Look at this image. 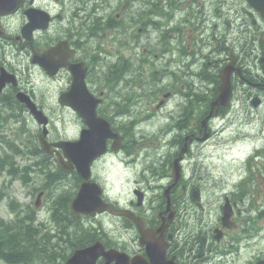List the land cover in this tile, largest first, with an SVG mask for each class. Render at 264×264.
<instances>
[{
    "label": "flooded vegetation",
    "instance_id": "af4514ba",
    "mask_svg": "<svg viewBox=\"0 0 264 264\" xmlns=\"http://www.w3.org/2000/svg\"><path fill=\"white\" fill-rule=\"evenodd\" d=\"M29 5L46 13L47 25L34 29L32 38L26 40L18 36ZM180 15L187 22H180ZM13 16L18 26L11 30L6 19ZM157 26L166 31L159 40ZM4 47L7 55L13 56L1 59L0 66L14 74L17 83H7L1 90L0 115L10 110L9 105H15L29 117L26 105L17 99L18 91L44 108L38 98H59L70 89L73 70L84 71L90 95L101 98L96 105L97 115L107 118L114 131L124 137L121 148L111 153L119 158L124 170L131 161L141 164L148 158L152 164L160 165L161 172L166 162L160 161L161 152L158 159L148 151L137 152V157L129 159L134 150L152 148L131 142L134 130L129 123L151 128L157 119L161 133V129L171 128L168 122L174 117L177 148L185 146L186 150L180 163V179L169 192V205L163 195L171 182L169 171L164 173L166 179L160 186L144 181L136 173L130 198L123 202L143 217L146 226L165 227L167 260L174 264L264 262V234H260L264 218L254 227L245 213L247 207L258 204L261 191L257 188L245 202L244 192L230 190L241 181L242 167L233 178L229 171L230 149L238 148L245 138L240 127L247 113L253 115V146L260 156L256 158L259 164L264 161V15L258 7L249 0H25L16 12L0 16V49ZM47 50L51 52L46 58L40 56ZM164 52L172 55L166 61L167 67L173 69L167 79L161 75V65L154 63L161 61ZM37 60L49 68L63 63L49 74ZM125 66H134L141 80H135L129 89L119 88L108 71H120ZM22 68L32 76L38 73V78L32 80L35 84L23 81L19 72ZM135 86L138 91L134 92ZM161 98H166L162 104ZM216 98L228 101L225 105L215 104ZM119 107L126 112L119 111ZM161 118L169 121L161 126ZM180 119H184L183 130L177 129ZM21 120L31 131V125L25 119L18 122ZM78 120L80 130L85 128L83 119ZM18 122L13 123L14 129ZM5 128L4 123L2 130L6 133ZM224 132L228 133L225 138ZM211 140L216 143H208ZM50 157L56 163L55 157ZM173 159L174 156L168 162ZM210 188L218 189L216 192ZM135 189L143 193L140 204ZM229 203L231 207H227ZM128 235L135 243L129 250L145 255L143 247L136 243V228Z\"/></svg>",
    "mask_w": 264,
    "mask_h": 264
},
{
    "label": "water",
    "instance_id": "95a60500",
    "mask_svg": "<svg viewBox=\"0 0 264 264\" xmlns=\"http://www.w3.org/2000/svg\"><path fill=\"white\" fill-rule=\"evenodd\" d=\"M21 0H0V14L8 13L15 9ZM29 22L26 26L31 29L32 23L30 22V11L26 12ZM32 19V18H31ZM7 78L1 74L0 83H3ZM82 80L78 77L74 78L73 90H77L78 82ZM19 99L24 101L30 109V112L34 115L39 123H45L46 118L38 110L35 104H33L25 95L19 93ZM69 99V103L72 104L74 109L81 113L82 104L85 102L87 109H83L82 113L88 124V128L81 131L80 137L75 141L59 142L57 145L61 146L64 155L68 158L65 161L60 157V164L63 170H68L76 167L77 172L84 178L81 183L76 197L72 200L70 210L74 214L84 213L90 216L96 213L103 212L107 209H111L108 204L101 199V188L94 181L90 180L89 165L93 158L102 154L106 150L105 140L110 136H116L109 127L108 122L100 117H97L94 112V103L86 102L89 98H60L62 103H65ZM225 98H218L220 103L224 102ZM46 133V129H43V134ZM116 141L113 143L115 147ZM44 144V149H48ZM178 165L177 159L173 162V175L177 177ZM171 186V185H170ZM169 187L166 189L168 192ZM140 198V197H139ZM116 215H126L132 218L139 230V241L145 245L149 261L145 258L134 256L131 260L124 252H119L115 248L105 249L104 244L97 240L92 245L75 250L70 257L67 258L65 264H96L95 261L99 256H103L105 261L103 264H110L115 261L114 264H167L164 260V246L161 243L159 237H156V233H162L163 228L153 230L151 228H145L144 222L140 217L135 216L133 213L127 210H112Z\"/></svg>",
    "mask_w": 264,
    "mask_h": 264
},
{
    "label": "bare ground",
    "instance_id": "6f19581e",
    "mask_svg": "<svg viewBox=\"0 0 264 264\" xmlns=\"http://www.w3.org/2000/svg\"><path fill=\"white\" fill-rule=\"evenodd\" d=\"M178 19H179V21L181 22H187V20H184V19H182V15H180V16H178ZM246 31H248V32H250V33H253L252 31H250V30H248V29H246ZM155 33H156V36H157V40H159L160 39V37H161V35H164V36H166V31L162 28V27H160V26H157L156 28H155ZM161 34V35H160ZM159 35V36H158ZM247 42V44L249 43L248 42V40L246 41ZM13 55H7V51H6V48L4 47V48H1L0 49V65H2V62H1V59L3 60V58L5 57H7V58H11ZM161 57V61L160 60H157V61H155L154 63H159L160 65H161V75L164 77V79H167L168 78V76H170L171 74H172V72H173V69L172 68H170V67H167L168 65H166V61H168L170 58H172V55H170L169 53H167L166 54V52H164V54L163 55H161L160 56ZM63 62H59L58 64H62ZM27 66L28 67H30V64L29 63H27ZM1 67V66H0ZM108 71H109V74L113 77V79H114V81L116 82V84L118 85V87L119 88H122V89H129V85H131V84H135V80H138L139 81V83L141 82V80L139 79V76L138 75H136V72H135V67L134 66H130V67H128V66H125L124 67V69L123 70H120L119 71V74H117L118 73V71H111V70H109V68H108ZM19 72L21 73L20 75H21V77H22V79H23V81H29V82H31L32 80H34V79H37L38 78V76H37V72L35 73L34 72V75L32 76V75H30V74H28V70H26L25 68H22V69H20L19 70ZM134 73V74H133ZM85 75V72H83V76ZM20 79V78H19ZM21 79V80H22ZM22 81V82H23ZM33 82V81H32ZM34 83V82H33ZM41 83V82H40ZM39 83V84H40ZM45 83V82H44ZM43 83V84H44ZM35 84V83H34ZM36 84H37V82H36ZM26 85V84H25ZM38 85V84H37ZM45 85H46V83H45ZM28 86H29V84H28ZM42 86V85H41ZM44 86V85H43ZM35 87V86H34ZM37 87V86H36ZM136 86L134 87V92L135 91H138V90H136ZM6 103L7 104H9V103H11V98H8V99H6ZM45 104V103H44ZM119 111H121L122 113H125L126 111L123 109V108H119ZM68 113V112H67ZM11 117V118H10ZM9 118L13 121V123H16L17 121H18V119H25V120H27V118H28V116H26L22 111H21V109H19V108H17L16 106L13 108V110H8V112L7 113H5L4 112V114L2 113L1 115H0V147H6V148H4V151L3 152H0V155H2V154H4L5 152H10V153H12V151H10L8 148H7V146H6V144L4 143V141H6V140H9L7 137H6V133L5 132H3V130H2V126H3V124L5 123V122H8V120H9ZM29 119V118H28ZM173 120H174V123H173V131H172V134H171V137L170 138H168L169 140H167V141H163L164 142V147H167L168 145H169V148H168V153H166V155L165 156H161V154H160V156H159V159L161 158L162 160H170V158L171 157H173L174 156V158L175 159H177V161L179 162V163H181V161H182V158H183V154L185 153V146H183L180 150H178V148H177V143H176V136L174 135V128H176V122H175V119H174V117H173ZM51 122H52V119H51ZM16 125V124H15ZM28 126V125H27ZM29 127V126H28ZM128 127L130 128V129H132L133 128V125L131 124V123H129V125H128ZM181 127V128H180ZM22 128H23V126H22V124H19L18 125V127H17V129L19 130V131H21L22 130ZM40 128H41V126H40V124L38 123V122H34V123H32V125H31V132L29 131V130H25V133H27L30 137L29 138H27V139H25V140H23V139H20V141L21 142H19V143H15V142H13L12 140H9V141H11V143H12V145L13 146H15L18 150H20L21 151V155H19L18 157L17 156H15V158H14V162L15 163H17L16 162V159L17 158H19V157H23V159L25 160L26 158H25V156L26 155H28V157L27 158H29V159H31V161H30V163L31 164H36L35 166L36 167H39V169H36V170H34L33 172L34 173H36L37 174V176H41L42 178H44L45 180H46V182L48 183V184H50V179H52V178H54V177H56L58 174L57 173H54V171H55V165H54V163H52V161L50 160V156H46V155H44V153H43V151L42 150H40L39 149V146H38V143H37V141H36V135H37V132L40 130ZM52 128L54 129V125H53V123H52ZM177 129L178 130H180V129H184V119H180V120H178V122H177ZM2 130V131H1ZM52 131V130H51ZM132 132V135H131V137H130V140H131V142L132 141H134L133 139H132V136H133V131H131ZM20 135V133H18V136ZM245 136H249V135H245ZM218 139V138H217ZM211 141H216V140H211ZM34 145H35V148H34ZM115 148L117 149V150H119L120 148H121V145H116L115 146ZM32 150H34V151H36L37 153H35V152H32ZM28 152V153H27ZM29 152H30V154H29ZM205 156V155H204ZM130 158H135V157H129V159ZM161 159H160V161H161ZM202 159H203V156H202ZM192 160V158H190L189 160H188V162H187V164H189L190 163V161ZM196 160V159H195ZM41 161H43V162H45V161H47V162H49V164H47V165H45V166H41V164H40V162ZM25 162H28V161H24V162H20V163H17L18 165H22V164H24ZM200 162V161H199ZM192 164V163H191ZM51 166L52 168L51 169H49V168H47V166ZM141 165V166H140ZM138 164V161H131V163H129V166L131 167V171L133 172V174H134V176L133 177H137L136 176V173L137 174H140L141 176H142V178H143V180L144 181H149V182H151V184H153V185H158V186H160V184H163L164 182H165V176H164V173H166V172H168L170 169L168 168V170L167 171H165V172H160V170H158L157 169V167H155L153 164H152V162H150V160L147 158V159H145V160H143V162L141 163V164ZM202 165V164H201ZM129 166H127L128 168H129ZM158 166H160V165H158ZM190 167H191V165H190ZM199 167H201V166H199V164H198V168ZM204 167V166H203ZM188 168H189V166H188ZM187 168V169H188ZM192 168H194V166L192 167ZM197 168V167H196ZM207 169V168H206ZM191 170V169H190ZM194 170V169H193ZM203 171V170H202ZM210 171V170H209ZM261 171V172H260ZM206 172V171H205ZM205 172H202V174L203 173H205ZM212 173V172H211ZM0 174H4V175H8L4 170H0ZM253 175L254 176H256V178H254L253 177ZM261 175H264V161H261V164H259L258 163V160H257V158H255V160H254V162H253V164L251 165V166H249V167H247V168H244L243 169V172H242V180L240 181V182H238L237 184H235L233 187H231V189L230 190H232V191H236V192H239V193H242V192H244L245 193V195H246V192H245V189H243V184L245 183V182H250L251 184H254L255 183V181H257V177H261ZM10 176V175H9ZM209 176H210V174H209ZM214 176H215V174H214ZM32 177V174L30 173L29 174V177L27 178V179H30ZM200 177H202V176H200ZM10 178H13L14 179V177H12V176H10ZM67 178L68 177H66V184L68 185V180H67ZM206 178H207V176H206ZM17 179H19V178H17ZM133 179V178H132ZM197 179V178H196ZM202 179V178H201ZM200 179V180H201ZM208 179H209V177H208ZM219 179V178H218ZM19 180H21V179H19ZM199 180V181H200ZM221 180V179H220ZM22 181V180H21ZM202 181V180H201ZM206 181V180H205ZM205 181H203V182H205ZM216 182V181H215ZM221 182V181H220ZM55 182H53L52 184H54ZM81 183H82V180L81 179H79V181H78V185H77V188H76V190H75V193H74V195L72 196V198H71V200L69 201V203H68V211L71 213V214H73V215H75V216H80V217H82L84 220H85V222H87V224L89 225V226H91V227H96V226H98L99 225V221H97L96 219H98V217H94V218H89V217H86L85 216V214L84 213H79V214H74L71 210H70V207H71V203H72V200L76 197V195H77V193H78V189H79V187H80V185H81ZM212 184H213V182H211ZM219 183V182H218ZM222 183V182H221ZM63 184H65V182L64 183H60V185H63ZM205 184H208V183H205ZM222 184H224V183H222ZM221 184V185H222ZM215 185V184H214ZM71 186L72 185H70V187L68 186V187H66V186H63V188H68V190L69 189H71ZM207 186V185H206ZM208 186H209V184H208ZM213 186V185H212ZM211 186V187H212ZM0 187H2L1 185H0ZM219 187H220V185H219ZM218 187V188H219ZM3 188V187H2ZM208 188V187H207ZM215 188V187H214ZM217 188V189H218ZM216 189V190H217ZM5 190V189H4ZM160 190V188H157L156 189V191L158 192ZM209 190V189H208ZM210 190H214L213 188H210ZM216 190H214V191H216ZM214 191H212V192H214ZM242 191V192H241ZM65 192H68V191H65ZM217 192V191H216ZM196 193H197V196H198V191L196 190ZM210 193V192H209ZM243 194V193H242ZM60 194H58L57 195V197L56 198H54V199H52V204L51 205H49V210H48V212H47V219H46V221H43V222H41L40 224H41V226L39 227V225H37L36 223H38L39 221H38V218H37V211L36 210H33V209H31V211H30V213H17V211H19L22 207H21V205H22V203L21 202H19V201H17V200H15L12 196H9V194L6 196V197H4V198H2V199H0V202L3 200V199H7V198H10V201H9V208L12 210V212L10 213L11 215H10V217L8 218V217H6V218H4V217H2L1 215H0V218H3V219H6V220H9V219H13L15 216H19V217H23V218H26V221H28L29 220V222H31V226L32 227H38L39 228V232H38V234H40L42 231H48V232H55V229H57V223L55 222V220H53L52 219V216H51V214H52V208H53V206H54V202H55V200L57 199V198H59L58 196H59ZM213 196V195H212ZM210 197H211V194H210ZM215 197V196H214ZM189 198V197H188ZM14 201L16 202L15 204H17V207H19L18 209H16L15 210V205H14ZM188 201H190V200H188ZM245 201V200H244ZM185 203H187V202H185ZM190 203V202H189ZM27 205V204H26ZM34 206H35V208H38V206H39V202H38V199H36V201H35V203H34ZM186 206V205H185ZM227 207H231V204L229 203L228 204V206ZM186 209H187V207H186ZM195 209V208H194ZM191 211H193L192 209H191ZM14 212V213H13ZM259 212V213H258ZM258 212H256V209L255 210H253L252 211V213H253V216H252V214H246L247 216H249L250 218H248L249 219V221L250 222H254L257 218H259V216H260V207H258ZM21 214H25V216H22ZM28 217H30V218H28ZM193 217V216H192ZM191 217V218H192ZM49 219H50V221H51V228H48V230H44L45 229V227H46V223H49ZM204 219H206L207 220V218L205 217ZM190 220V219H189ZM91 221H93V222H96L97 223V225H95L94 223H92ZM197 221L199 222V220H198V218H197ZM193 222V221H192ZM192 222H191V224H192ZM205 222V221H204ZM207 222V221H206ZM209 222V221H208ZM45 223V224H44ZM200 223V222H199ZM196 224H198V223H196ZM199 225V224H198ZM204 226V225H203ZM255 227V226H254ZM37 234V235H38ZM261 234V233H260ZM262 235V234H261ZM113 236V235H112ZM107 237H109L108 235H107ZM68 240V239H67ZM110 240V239H109ZM111 242V241H110ZM178 247V246H177ZM177 247H175V248H177ZM178 249V248H177ZM177 251V250H176ZM185 259V258H184ZM183 259V260H184ZM189 263V262H188Z\"/></svg>",
    "mask_w": 264,
    "mask_h": 264
},
{
    "label": "trees",
    "instance_id": "16d2710c",
    "mask_svg": "<svg viewBox=\"0 0 264 264\" xmlns=\"http://www.w3.org/2000/svg\"><path fill=\"white\" fill-rule=\"evenodd\" d=\"M119 74V71L118 73ZM13 110L15 105H9ZM7 148L12 151L0 155V170H4L8 175L19 178L26 182L29 174L39 169L36 164H31V159L22 165L14 162L15 156L21 155V151L12 145L11 141H4ZM35 148V145H34ZM32 152L37 153L32 150ZM28 153V152H27ZM30 154V152H29ZM28 155L25 156L27 158ZM169 160L161 165V171L165 172L169 168ZM41 166L49 162L41 161ZM51 169V166H47ZM160 170V167L157 168ZM58 175L50 179V183H66L65 174L57 172ZM68 192H61L54 202L52 208V219L57 223L55 232L42 231L40 234L38 227H32L31 222L26 218L15 216L13 219L0 218V263L6 264H63L65 259L76 249L86 246L96 239H102L107 246L114 245L109 240L107 233L99 223L96 227H91L80 216H75L68 211V203L75 193L79 178H67ZM8 192L0 187V199L6 197ZM16 202L14 201V205ZM30 218V217H28ZM31 219V218H30ZM38 234V235H37ZM68 239V240H67ZM111 241V242H110Z\"/></svg>",
    "mask_w": 264,
    "mask_h": 264
},
{
    "label": "rangeland",
    "instance_id": "374dc122",
    "mask_svg": "<svg viewBox=\"0 0 264 264\" xmlns=\"http://www.w3.org/2000/svg\"><path fill=\"white\" fill-rule=\"evenodd\" d=\"M7 22H8V27H10L11 29H14L16 27V24H17V18L12 17L11 19L7 20ZM39 99L42 101V103L47 104V107L49 108L48 114L50 115V117L52 119V123L54 125V129L52 128V125H51V130L53 132V135H57V134L65 135V134H67L70 137L77 135V125L74 124L75 116L73 114L69 113L68 110L65 109L64 107L58 105L56 102V98H39ZM119 108H121V107H119ZM131 116L134 117V115H131ZM244 116H245V119H244L245 123H247V124L243 125V127H241V129L244 131L247 130L245 132L251 133V131H253V121H254L253 115L247 113ZM169 120L170 121L168 122V124L170 125L171 128L170 129L169 128L168 129H161L160 135H159V133H157V134H155L156 138L150 139L151 144H155V141L158 142V144H159L158 148H160V150H161V156H165L166 153H168V151H169L168 150L169 145L167 147H164V142H163L164 140L165 141L169 140L168 138L171 137V134L173 131L174 120H173V118H171ZM240 122H242V120ZM6 123L7 122H5V124ZM26 123L32 125L33 122L31 123L30 118L29 119L27 118ZM153 125H154V128L155 127L157 128V125H155V123H153ZM10 126L13 127L12 124ZM141 126L142 127H140V130H148L149 131L150 129H153L155 131V129H156V128L154 129L153 126L151 128H144L145 124H142ZM136 128L137 127H133V130H135ZM8 133H10V132L6 133V137L15 143L21 142L20 139L25 140V139L30 137L27 133H25V130L22 133H20V135L17 137V139H14V140L12 137H10L8 135ZM149 134L152 136L153 133H151L149 131ZM136 136H138V135H136L133 131L132 139L134 141H132V143H136L138 141ZM219 141H222V136L219 137ZM211 143L213 145L216 142L211 141ZM4 148H6V147H0V152H3ZM245 151H246V149H245ZM232 155L238 156L239 153L233 151ZM28 159L29 158H26L24 160L23 157H19L16 159V162L20 163V162L27 161ZM118 161H119V158H107L105 161L99 163L97 165V167H95L96 175L100 176L102 178V182L105 186L106 193H108V195H111V196H114V195L123 196L126 193V191L129 190V187H130V182L126 179V176H125L126 174L124 175V173H122V172H120V174L116 173V169L114 167L116 166ZM161 162H162V159H161ZM124 168L129 173L128 177L132 179L134 176L133 172L132 171L130 172L129 168L127 166ZM112 169H114L113 173L110 172V170H112ZM233 169H235V166H233V163L231 162V164L229 166V171L230 170L232 171ZM104 172H106V173H104ZM233 173H234V171H233ZM31 174H32V177L30 179H28L26 182H23L25 184V188H23V186L19 183V181H21V180H19L17 178H14V179L10 178L9 175H4V174H0V185L6 190V192H8L9 196H12L15 200L22 203V205H21L22 208L19 211H17V213H19V214L23 213V212L24 213H30L31 209L37 211V214H38L37 218H38L39 222L36 224L39 225V227H40L41 226L40 223L43 221H46V219H47V212L49 210V205L52 204V199L56 198L59 193L68 191V188H63V186L68 187V185L66 183L63 185H60V183L48 184L46 182V180L41 177L42 175L37 176V174L34 172H32ZM263 176L264 175H261V177H257V181H255L254 184H251L250 182H245L243 184L244 185L243 189H245V192H246L245 202L249 199V196L251 195V193L254 192L260 186ZM253 177L256 178V176H254V175H253ZM34 189L44 191V197L40 200L38 199V202H39L38 208H35V206H34V203L36 201L35 197H36V194L38 191H35L33 196H32V194L28 193ZM26 191H28V192H26ZM9 201H10V198H7V199H3L0 202V215L4 218H6V217L9 218L11 215L10 213L12 212V210L9 208ZM263 203H264V196L261 195L260 198L258 199V204H254L252 207L246 206L248 209L246 210L245 213L246 214H252V216H253L252 211L256 209V212H258V207H260L259 218H257L254 222H252V223H254V226H257L259 224V222H263V221H261L264 218V204ZM18 208L19 207L16 206L15 210ZM21 215L25 216V214H21ZM246 217L250 218L247 215H246ZM96 220L97 221L101 220L103 222L104 227L106 228V231L109 232L110 235H113V237H116V234H118L119 232H123L121 229L117 228V226L120 224V222L117 219L113 218L109 214H105L104 216H101L100 219L98 218ZM91 222L94 223L95 225H97L96 222H93V221H91ZM45 225H46V227L44 230H48V228H51L52 225H51L50 219H49V223H46ZM119 226L122 227L121 225H119ZM250 233H252V230H250ZM261 234H264V231H261Z\"/></svg>",
    "mask_w": 264,
    "mask_h": 264
}]
</instances>
